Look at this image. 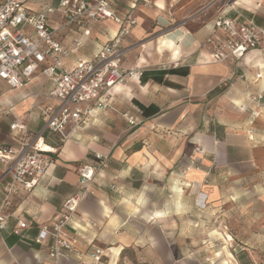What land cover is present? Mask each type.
I'll list each match as a JSON object with an SVG mask.
<instances>
[{
    "label": "crops",
    "instance_id": "obj_1",
    "mask_svg": "<svg viewBox=\"0 0 264 264\" xmlns=\"http://www.w3.org/2000/svg\"><path fill=\"white\" fill-rule=\"evenodd\" d=\"M58 4L24 2L34 12L51 8L48 24L63 46L80 41L65 66L93 57L118 31L116 22L102 19L85 35L86 24L67 23ZM112 9L136 20L121 40V67L140 71L142 80L114 85L106 108L83 105L87 114L70 138L45 131L42 143L55 152L30 191L7 195L10 177L0 163V213L6 217L0 264H94L95 248L104 250L107 264H221L218 250L205 248L224 234L222 207L238 195H231V177L256 166L257 150L264 154V37L241 60L212 62L210 52L225 39L213 24L222 15L264 30V0H114ZM52 87L40 70L18 88L0 83V147L13 143L14 119L25 120L33 134L42 128L38 105L50 102ZM256 94L263 96L260 105L249 100ZM96 153L107 159L67 226L75 251L52 259L50 238L39 227L79 190V167L96 162ZM18 221L28 226L16 234ZM223 259L236 264L229 251Z\"/></svg>",
    "mask_w": 264,
    "mask_h": 264
},
{
    "label": "built area",
    "instance_id": "obj_2",
    "mask_svg": "<svg viewBox=\"0 0 264 264\" xmlns=\"http://www.w3.org/2000/svg\"><path fill=\"white\" fill-rule=\"evenodd\" d=\"M24 2H0V83L18 88L40 70L53 82V87L47 93L50 102L38 105L43 125L37 133H31L23 119H14L10 123L13 143L0 147L3 174L10 177L9 186L5 189L7 195L18 189L30 191L46 173L51 164L50 154L55 151L41 146L45 131L57 134L61 141L70 138L87 114L83 105L92 102L100 109L108 107L106 94H112L114 85L127 78L138 80L141 75L138 70L121 67L124 52L121 40L129 34L136 20L129 14L122 16L114 12V0H59L58 6L66 22L78 26L86 24L83 29L85 35L89 34L88 25L98 20L111 19L119 25L117 33L93 57H77L71 66H65L63 59L80 45V41L70 49L63 46L48 24L51 8L34 12L28 10ZM213 28L224 33L225 39L210 52L212 62L241 60L248 52L258 49L264 37V30L251 20L239 21L219 15ZM262 98L257 94L250 100L257 103ZM127 118L131 125L137 123L133 116L128 115ZM95 157L96 162L82 163L79 167V190L63 200L58 216L39 227L40 232L50 238L47 253L52 259L66 258L75 251V239L67 226L82 196L88 191L95 169L103 166L107 159V156L97 153ZM5 225L6 217L0 213V230ZM27 226V222L18 221L14 233L19 234ZM34 240L41 243L40 236ZM92 257L94 264H107L103 249L95 248Z\"/></svg>",
    "mask_w": 264,
    "mask_h": 264
},
{
    "label": "rangeland",
    "instance_id": "obj_3",
    "mask_svg": "<svg viewBox=\"0 0 264 264\" xmlns=\"http://www.w3.org/2000/svg\"><path fill=\"white\" fill-rule=\"evenodd\" d=\"M254 157L255 167L242 168L231 177V195H238L231 199V205L222 207L220 232L224 234L218 232L221 236L216 246L205 248L209 254L218 250L215 254L221 264L227 263L223 261L226 251L234 256L236 264H264V154L257 150ZM204 263L210 264L209 259Z\"/></svg>",
    "mask_w": 264,
    "mask_h": 264
},
{
    "label": "trees",
    "instance_id": "obj_4",
    "mask_svg": "<svg viewBox=\"0 0 264 264\" xmlns=\"http://www.w3.org/2000/svg\"><path fill=\"white\" fill-rule=\"evenodd\" d=\"M162 74H163V72H161V75H162ZM142 75H143V73H141V75H140L141 80H142ZM161 77H162V76H155V79H156L157 81H161ZM144 112H145V113H148L149 111H148V109H145Z\"/></svg>",
    "mask_w": 264,
    "mask_h": 264
},
{
    "label": "bare ground",
    "instance_id": "obj_5",
    "mask_svg": "<svg viewBox=\"0 0 264 264\" xmlns=\"http://www.w3.org/2000/svg\"><path fill=\"white\" fill-rule=\"evenodd\" d=\"M41 146H42L44 149L48 150V149H47L48 147H46V145H44L42 142H41Z\"/></svg>",
    "mask_w": 264,
    "mask_h": 264
}]
</instances>
